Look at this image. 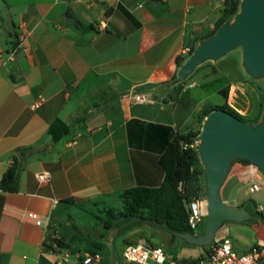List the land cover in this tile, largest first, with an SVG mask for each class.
Wrapping results in <instances>:
<instances>
[{
	"label": "crops",
	"instance_id": "1",
	"mask_svg": "<svg viewBox=\"0 0 264 264\" xmlns=\"http://www.w3.org/2000/svg\"><path fill=\"white\" fill-rule=\"evenodd\" d=\"M225 2L0 0V264H56L54 241H65L63 205L111 209L123 190L162 182L159 157L168 141L200 126L199 118L197 126H187L190 113L170 94L182 84L174 81L178 59L185 61L184 49L214 31ZM70 14L92 28H77ZM235 50L237 75L228 79L223 69V87L238 101L246 97L248 120L258 122L264 87L245 71L242 50ZM138 94L146 102H138ZM58 118L70 131L53 142L48 129ZM25 147L32 152L21 159L18 191H4L2 176L16 149ZM41 171L51 175L46 184L37 179ZM254 178L263 175L254 170ZM254 247L264 256V243L253 242L246 252ZM65 248L60 253L68 254Z\"/></svg>",
	"mask_w": 264,
	"mask_h": 264
},
{
	"label": "rangeland",
	"instance_id": "2",
	"mask_svg": "<svg viewBox=\"0 0 264 264\" xmlns=\"http://www.w3.org/2000/svg\"><path fill=\"white\" fill-rule=\"evenodd\" d=\"M233 53L230 52L224 58L226 60H220L217 65L212 64L213 61H207L198 66L180 87L170 93L176 102L180 99L181 107L185 106L190 113L187 126H197L198 118L202 116L205 109L225 103L219 89L224 86L227 80L223 69L230 72L228 79L237 75L234 69L235 63L232 60ZM214 67H217L218 70L213 71ZM255 80L261 81L264 87V79ZM194 82L196 85H192ZM232 90L229 91L227 103L236 107L248 122L251 117L250 109H247L248 100L246 97L239 101L236 100L238 96L235 91L232 94ZM235 164L236 162H234ZM200 165L204 167L202 162ZM235 168L222 187V197L228 200L226 202L229 205H236L238 201L243 202L248 210L254 212L258 204L264 206V174L263 179L259 180L261 190L252 193L249 191V184L252 181L250 175L248 177L234 175ZM119 200L112 198L109 208H114L117 211L122 210ZM62 211L64 221H62L60 235L69 244L63 252L69 254L70 260L64 264H84L85 255L94 253L101 255V261L97 264H128L123 258V251L128 244L138 241H146L149 244L160 246L169 258L178 261L196 260L205 255V249L209 248V246H198L186 242L165 225L158 226L144 222L139 218L119 216L117 219H112L100 204L95 205L88 202L83 206L63 205ZM257 220L251 218L245 222L225 221L217 236H227L231 240L234 251L244 253L253 242L264 243V239L261 240L258 237L259 229L255 227L260 225L264 233V221L258 222ZM205 224L203 223L200 229L192 230L191 233L199 235L204 231ZM57 259L56 257V261Z\"/></svg>",
	"mask_w": 264,
	"mask_h": 264
},
{
	"label": "water",
	"instance_id": "3",
	"mask_svg": "<svg viewBox=\"0 0 264 264\" xmlns=\"http://www.w3.org/2000/svg\"><path fill=\"white\" fill-rule=\"evenodd\" d=\"M237 48L242 50L245 71L254 79H264V0H241L232 21L200 41L182 63L177 81L183 82L198 66L207 61L216 62ZM197 141L205 168L207 221L202 234L180 233L179 236L194 245L210 246L225 221L245 222L254 217L258 222L264 221V216L257 211L229 205L221 194L237 165L240 168L235 172L252 169L264 174V112L255 124L225 109H214L204 117Z\"/></svg>",
	"mask_w": 264,
	"mask_h": 264
},
{
	"label": "trees",
	"instance_id": "4",
	"mask_svg": "<svg viewBox=\"0 0 264 264\" xmlns=\"http://www.w3.org/2000/svg\"><path fill=\"white\" fill-rule=\"evenodd\" d=\"M240 6L241 0H226L216 28L210 35L201 38V40L214 35L223 24L231 22L237 15ZM70 17L74 20L77 28L81 30L92 28V26L85 25L74 15L70 14ZM195 48L196 45L190 48L187 57L193 54ZM183 61L184 58L182 57L178 59L179 66L182 65ZM176 79L177 76L174 77V81ZM219 92L226 100L225 103L205 109L202 116L199 117L200 126L196 130L187 133L177 131L166 144L159 157V163L164 172L162 182L157 186L137 185L123 190L120 193L122 210L106 209L112 219H117L119 216L139 218L144 222L158 226L165 225L176 235L192 232L193 229L190 228L188 223V204L193 198L201 194L205 188V169L200 165V155L196 145L203 119L214 109H225L246 121L236 109L227 103L229 86L223 87ZM69 131L70 126L59 118L54 120L48 129L53 142H58ZM30 152H32V149L29 147L16 149L13 154V163L1 179V187L4 191H18L21 159ZM180 185L182 188H180ZM69 201L74 202V199H69ZM255 211L259 212L257 207ZM58 244L61 247L69 246L66 241L60 239ZM47 247L50 248L52 245ZM208 251L209 248H206L205 255ZM205 255L198 259L205 257Z\"/></svg>",
	"mask_w": 264,
	"mask_h": 264
},
{
	"label": "built area",
	"instance_id": "5",
	"mask_svg": "<svg viewBox=\"0 0 264 264\" xmlns=\"http://www.w3.org/2000/svg\"><path fill=\"white\" fill-rule=\"evenodd\" d=\"M190 48L184 49L183 53L188 54ZM15 51L11 53V57L14 56ZM136 100L140 103L146 102L145 95H136ZM37 106V105H34ZM197 144L198 141L196 140ZM50 173L48 171H41L37 173V179L41 184H46L50 181ZM252 181L249 184L250 192H257L261 190L259 180L254 178V170L249 176ZM180 188L182 186L180 185ZM57 202V200L55 201ZM189 217L188 223L191 229H200L203 223L207 221V197H206V183L205 188L197 197L193 198L189 204ZM257 210L264 215V206L258 204ZM28 216L32 218L36 224H43V220L37 212L30 211ZM206 225V224H205ZM205 230V228H204ZM59 239H56L55 249L52 251L54 255H57L56 264H63L69 261L68 254L60 253L61 246L58 244ZM123 258L128 264H263L264 256L261 251L254 247L250 251L245 253H237L233 249L231 240L225 236H217L212 244L209 246V251L205 257L192 260V261H178L169 258L164 249L160 246L149 244L146 241H138L130 243L123 251ZM101 261V255L98 253L86 254L83 259L84 264H97Z\"/></svg>",
	"mask_w": 264,
	"mask_h": 264
},
{
	"label": "bare ground",
	"instance_id": "6",
	"mask_svg": "<svg viewBox=\"0 0 264 264\" xmlns=\"http://www.w3.org/2000/svg\"><path fill=\"white\" fill-rule=\"evenodd\" d=\"M245 175H251L252 174V169L244 170L243 171Z\"/></svg>",
	"mask_w": 264,
	"mask_h": 264
}]
</instances>
